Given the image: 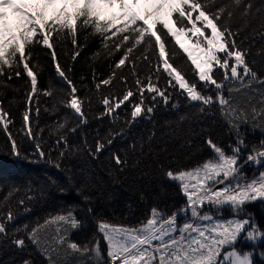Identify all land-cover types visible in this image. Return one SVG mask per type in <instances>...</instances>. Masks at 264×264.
I'll return each mask as SVG.
<instances>
[{"label":"snow or ice","instance_id":"snow-or-ice-1","mask_svg":"<svg viewBox=\"0 0 264 264\" xmlns=\"http://www.w3.org/2000/svg\"><path fill=\"white\" fill-rule=\"evenodd\" d=\"M89 29L100 40L91 59L112 60L107 75L93 68L95 93L84 83L87 77L78 83L71 74L88 47L81 34ZM182 36L194 42L187 45ZM65 43L71 46L67 50ZM37 47L51 59L63 88L39 87V64L32 62ZM61 53L71 64L59 58ZM22 73L24 84L16 87L13 81ZM8 89L23 91L24 97L22 127L15 135L9 107L15 97L7 100ZM95 94L100 110L93 113ZM40 95L52 98L45 111L57 117L44 128ZM182 106L192 110L181 113ZM161 107L177 114L164 122L173 138L186 125L178 149H170L168 141L153 146V123L147 137L112 150L114 141L128 139L141 121L153 122ZM217 112L231 137L227 145L215 134V119L209 120ZM90 114L112 125L103 133L95 129L91 140L84 131ZM246 125L253 134L261 133L258 142L248 141ZM0 131L9 141V151L0 155L43 163L67 182L61 185L57 175L49 174L44 185H12L0 196V264H36L31 253L9 254L30 247L47 264H258L257 258L264 264V224L247 211L249 204H264V0H0ZM18 136L31 139L32 153L21 147ZM197 137L201 143H194ZM205 148L211 155L190 166L158 160L164 154L175 161L182 152L191 156ZM105 151L109 167L94 166ZM151 158H156V177L176 184L184 204L171 212L154 204L137 225L96 211L98 201L114 198L108 185L121 182L116 169H137V176L151 178L154 170L145 163ZM246 166L256 171L249 176ZM48 186L62 196L74 191L86 207L68 205L42 222L18 223L46 197ZM166 195L161 184L154 199ZM140 199H146L143 193ZM126 207L133 211L131 204ZM225 209L230 216L223 215ZM88 218L95 224L91 239L73 240L72 232L85 228ZM241 240L251 249L238 248Z\"/></svg>","mask_w":264,"mask_h":264},{"label":"trees","instance_id":"trees-1","mask_svg":"<svg viewBox=\"0 0 264 264\" xmlns=\"http://www.w3.org/2000/svg\"><path fill=\"white\" fill-rule=\"evenodd\" d=\"M195 17V13L193 14ZM119 23V21H118ZM178 26V25H177ZM199 26V25H198ZM190 27V25H189ZM87 37L88 47L84 50L81 57L77 60L75 65L72 67V76L75 81L79 83L81 76L87 77L84 81L85 84H88L90 88H92L93 93H95V89L93 87L92 82V71L93 68L96 69L98 75H107L109 72V65L112 64V60L107 58H100L99 60H92V54L100 47V40L98 36L91 34V29L83 32L81 34V40ZM187 38V37H186ZM194 42L193 40H189L187 38V45H191ZM64 49L67 50L71 46L67 43L63 45ZM57 51H60V48H57ZM118 55V54H117ZM62 61H67L68 64H71L68 56L61 53L59 57ZM32 62L39 64V75H38V84L40 88H48L50 85H54L58 88H63L64 85L60 81L56 72L52 67L51 59L48 57L47 53L40 49L39 47L35 48L32 55ZM35 70V69H34ZM127 69H125L126 71ZM16 87H21L24 84L23 73L20 79L13 81ZM97 95H93V113L100 110V105L97 99ZM14 102L9 105L11 108V115L14 119V126L10 125L11 131L13 134H17L22 127L21 125V114L24 110V104L22 103L23 91L16 92L13 89L6 90V98L7 100H13ZM39 106L41 109L40 112V127L44 128L47 125L53 123L56 116L52 113L45 111L46 108L52 107V98L44 95H40L38 97ZM192 109L190 107L182 106L180 111L190 112ZM64 112V109H61ZM177 119L176 112L171 109H165L161 107L159 111L156 113L155 120L153 122H149L147 120L141 121L137 126H135L130 133L128 139L121 140L117 138L113 145L112 150L119 149H127L128 145L133 142V138L138 139L141 136L147 137V135L153 130V123L155 124L156 131V140L154 141V147L158 148L160 144L164 141L169 142V148L173 147L179 148L180 144L183 142V135L186 132V125L181 126V130H178L175 138L171 135V129L165 125L166 120H175ZM215 119L214 131L220 138V140L227 145L231 139L228 135L227 125L223 123L222 120L219 119V113H216V116L210 117L209 120ZM35 126V124L33 125ZM111 123L109 119H104L103 121H98L96 119L91 118L90 114V122L84 129V131L88 134L89 139L95 135V129L100 128L101 132H106L109 127H111ZM193 127H197L195 122L193 123ZM245 131L248 132V141L250 142H258L262 137L259 131H256L254 134L251 132L249 126H245ZM21 141V147L28 153H32L34 151L33 143L30 138H25L23 136L17 137ZM45 140L47 143H52V139L47 137L45 133ZM73 140L79 142V137H73ZM194 143H201L200 139L194 138ZM9 151V141L6 139V134L3 131H0V152L7 153ZM211 153L205 148L203 151H198L197 153L189 156L186 153H180L177 155L176 160L173 161L172 157L165 158L164 154H161L158 158L160 163H172L175 164L177 161L184 166H190L195 161L203 160L209 157ZM108 152L105 151L102 154V157L99 161H92V164L95 166L97 164L102 165L105 169L109 167L108 164ZM135 157L130 158L131 160ZM74 165L79 166V161L74 160L72 162ZM145 163L149 164L153 168V176L151 178H145L137 176V169H126L125 172L121 173L118 169H116L115 164L113 163L111 167L116 169V175L120 179V183L116 185H112L109 183L108 190L114 193V198L111 201H107L104 203L97 202L96 211L102 212L103 215L110 220L118 223H125L130 225H137L140 221L146 219L148 216L150 208L157 204L159 207L164 208L166 211L171 212L173 210V206L179 207L180 205L185 203V197L181 195L179 187L174 183H169L166 180H163L160 177H156L155 169H156V158H151L145 161ZM147 170V169H146ZM245 171L249 176L252 175L255 168L246 166ZM49 174H55L58 176L59 182L61 185H66V180L63 175L55 173L54 169H50L47 165L43 163L29 164L26 162H18L14 161L6 155H0V188H3L4 191L0 192V196H3L6 191L12 186L17 185L21 186V188L28 182H31L36 185H44L46 184L45 177ZM103 176L105 181H109V177L105 172L100 173ZM127 177V179H125ZM79 180V178H77ZM163 184L167 189V195L163 198H155V194L159 192L160 185ZM143 193L146 197L145 200L140 199V194ZM85 194H88L87 192ZM131 204L133 206V211L129 212L126 205ZM68 205H76L79 208H84L86 205L82 201L81 197L76 195L74 191H69L67 195H60L55 187L48 186V194L44 199H40L33 204L32 211L26 216H21L18 220V223L24 222H35L37 219H40L41 222L43 218L50 214L58 212L61 208H66ZM247 211L255 213V218L264 224V204L259 202L249 204L247 206ZM82 218L86 216L85 213H78ZM54 228V226H53ZM95 232V224L92 222L91 218L87 219V225L85 228L72 232V239L83 243L87 240L91 239L93 233ZM102 248L105 247L103 241H101ZM238 248L249 250L252 245L241 240L239 241ZM260 247L264 248V244H261ZM31 253L32 258L36 261V264H47V261L36 251L34 247H30L27 252L24 253H15L11 252L9 254H15L18 258H22ZM258 264H261L259 258H257Z\"/></svg>","mask_w":264,"mask_h":264},{"label":"rangeland","instance_id":"rangeland-1","mask_svg":"<svg viewBox=\"0 0 264 264\" xmlns=\"http://www.w3.org/2000/svg\"><path fill=\"white\" fill-rule=\"evenodd\" d=\"M169 22H170V23L172 22L171 19L169 20ZM181 39H182V40L185 42V44H186V42H187V38L182 36ZM223 215L226 216V217H227V216H230V215H231L230 210L225 209L224 212H223ZM179 223H183V218L180 219Z\"/></svg>","mask_w":264,"mask_h":264}]
</instances>
